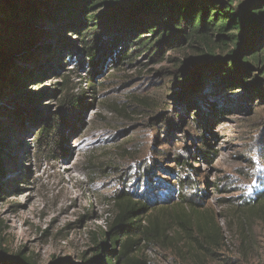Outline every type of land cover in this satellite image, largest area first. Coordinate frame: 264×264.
<instances>
[{"label":"rangeland","instance_id":"374dc122","mask_svg":"<svg viewBox=\"0 0 264 264\" xmlns=\"http://www.w3.org/2000/svg\"><path fill=\"white\" fill-rule=\"evenodd\" d=\"M34 1L49 11L46 0ZM131 10L121 2L92 15L99 24L108 17L126 24ZM59 21L21 14L15 22L38 37L11 56L29 82L0 85V122L9 128L0 135L7 170L0 223L8 252L0 248V264L18 252L35 264H82L123 194L148 202L142 225L151 219L163 230L159 240L142 238L132 254L142 263L264 264V199L252 205L264 194V65L253 66L248 84L211 87L217 80L204 70L196 42L153 39L144 47L138 37L152 32L123 38L124 31L111 30L92 38ZM117 37V57L93 64L89 45ZM41 53L49 60L34 63ZM200 73L209 84L196 83ZM74 97L78 108L67 104ZM48 124L56 126L55 137L41 142L38 133ZM203 147L213 160L197 154ZM189 212L201 217L202 230L194 223L189 229L192 238L177 218Z\"/></svg>","mask_w":264,"mask_h":264},{"label":"trees","instance_id":"16d2710c","mask_svg":"<svg viewBox=\"0 0 264 264\" xmlns=\"http://www.w3.org/2000/svg\"><path fill=\"white\" fill-rule=\"evenodd\" d=\"M121 2H127L132 9L133 14L127 21L128 23L118 22L120 17L117 19L108 17L104 19V23H96V20H101V18L96 19L92 15L95 8ZM43 5L49 10L48 12L43 11V6L34 0H0L1 86L9 84L19 89L29 82L28 72L15 65L11 58L12 55L19 53L28 42L38 37L29 29L22 30L20 26L15 25L21 14L28 17L52 18L53 20L59 18L60 21H72L68 25V30L81 32L85 29L88 36L92 38L98 37L103 31L111 30L124 31L123 38L129 32L134 35L141 31V34L152 32V38L138 37L140 44L144 47L155 45L156 43L153 44L151 41L153 39H156L157 43L165 40L169 44L178 38L188 39L191 43L196 42L201 46L203 52L201 55L206 56L203 64L204 70L210 71L213 76L210 79L217 80L203 83H210L211 87L231 84V88L239 83L248 84L246 83L247 78L251 75L253 66L264 65V0H46ZM118 43L117 37L110 45L105 43L104 46L99 47L96 38L88 48V56L92 63L102 58L105 60L108 56L117 57ZM63 46L64 44L60 43L58 49H64ZM50 50L51 48L46 47L48 53L51 52ZM56 50H53V53H57ZM101 54H103L102 57ZM48 60L49 57L42 53L32 59L36 64ZM9 68L11 72H8ZM5 72L7 76H4ZM40 79L41 76L38 75L33 81ZM201 80L202 73L197 74L196 83H201ZM67 104L78 108L81 106V101L74 97L70 98ZM206 117L205 110L196 114L195 122L199 128L204 127ZM21 121L23 123L22 119ZM55 128L56 126L53 127L50 124L43 126L38 133L39 140L46 142L48 138L54 139ZM8 129L7 125H2L0 122V135ZM202 142L209 147L205 137ZM206 147L197 149V154L207 160H213L214 152ZM4 151V145L0 144V181L6 177L7 171L5 160L2 157ZM263 199L264 194H261L252 205L260 203ZM115 202L117 206L115 218L108 231H104L101 239L96 240L93 256L89 259L84 257L82 264H145L132 254L139 249L142 238L146 241L160 239L163 230L157 221L149 219L147 226L142 225L145 220L143 216L149 209L148 202L136 200L128 194L116 197ZM192 212L198 213L194 207H192ZM192 212L177 216L181 229L190 238L192 235L189 229L192 223L201 229L200 223H197L201 221V217L198 218V215L195 216ZM1 227L0 223V248L7 256ZM4 264L35 263L30 262L29 257L22 252H18L14 257H5Z\"/></svg>","mask_w":264,"mask_h":264}]
</instances>
